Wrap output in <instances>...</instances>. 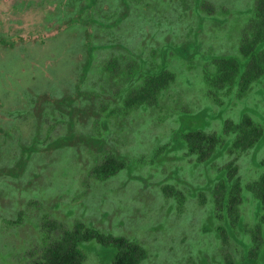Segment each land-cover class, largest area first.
Masks as SVG:
<instances>
[{
    "label": "rangeland",
    "instance_id": "374dc122",
    "mask_svg": "<svg viewBox=\"0 0 264 264\" xmlns=\"http://www.w3.org/2000/svg\"><path fill=\"white\" fill-rule=\"evenodd\" d=\"M129 1L77 15L72 0H0V264H35L78 221L142 243L141 264H226L248 249L253 195L244 190L243 228L225 225L224 246L212 191L230 162L244 182L258 178L264 138L197 161L183 136L221 132L244 113L264 129V75L244 96L209 82L214 59L239 56L256 0ZM113 8L125 14L115 25ZM93 14L109 27L88 25ZM163 67L174 81L153 104L126 109ZM108 153L126 164L101 180L92 169ZM84 249L85 264H112L116 251L96 240Z\"/></svg>",
    "mask_w": 264,
    "mask_h": 264
},
{
    "label": "trees",
    "instance_id": "16d2710c",
    "mask_svg": "<svg viewBox=\"0 0 264 264\" xmlns=\"http://www.w3.org/2000/svg\"><path fill=\"white\" fill-rule=\"evenodd\" d=\"M72 1L77 8V15L85 11L96 13L101 9L100 7L97 9L98 0ZM113 1H120L124 5L130 6L129 0ZM119 8L121 9V4ZM112 12V16L108 19L113 20L112 25L118 24L125 14L123 12L120 14V10H114V8ZM94 15L88 17V25L95 23L99 27H109L107 25L109 21L103 23L98 19L100 16L95 17ZM111 44L113 43H108V46L112 47ZM213 64L216 70L211 75L209 82L216 91L235 87L240 96H244L261 79L264 75V0L255 2L253 15L243 32L239 56L223 54L214 59ZM107 66L113 68V63L109 62ZM174 79V72L166 67L145 74L142 82L125 98L126 109L153 104ZM183 137L186 153L195 156L197 161H204L214 156L217 149L225 150L232 147L246 150L256 146L264 138V129L252 116L244 113L238 120H225L221 132L191 128ZM125 164V160L120 155L108 153L101 163L94 166L92 172L96 178L105 180L117 174L125 167ZM261 165L263 170L258 178L244 182L239 176L237 164L230 162L222 170L223 177L219 178L213 187L216 217L219 222L224 223L218 226L220 239L224 246L228 245L225 225L234 231L239 225L243 228L241 204L244 190L250 192L258 204L254 226L249 230L243 228L250 235L245 255L241 259L235 260L234 256L227 253L224 256L226 264H264V159L261 161ZM15 222L21 224L22 215H19ZM92 240L115 246L116 251L113 254L112 264H141L148 256L145 246L139 241L125 237L107 236L98 228L78 221L72 228L65 229L61 236L43 246L35 264H85L84 245Z\"/></svg>",
    "mask_w": 264,
    "mask_h": 264
},
{
    "label": "flooded vegetation",
    "instance_id": "af4514ba",
    "mask_svg": "<svg viewBox=\"0 0 264 264\" xmlns=\"http://www.w3.org/2000/svg\"><path fill=\"white\" fill-rule=\"evenodd\" d=\"M69 2V1H68ZM22 6H24V4H22ZM25 7H28V5H26V3H25ZM11 132L12 130L10 129V128H8V129H4L3 130V135H5V137H7L8 136V134H7V132ZM36 138H38L37 137V134L34 136V139H36ZM1 171V170H0ZM15 222V221H14ZM16 223V222H15Z\"/></svg>",
    "mask_w": 264,
    "mask_h": 264
}]
</instances>
